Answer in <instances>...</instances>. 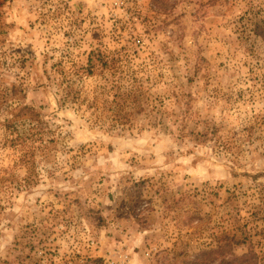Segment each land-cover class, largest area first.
I'll use <instances>...</instances> for the list:
<instances>
[{
	"label": "rangeland",
	"instance_id": "374dc122",
	"mask_svg": "<svg viewBox=\"0 0 264 264\" xmlns=\"http://www.w3.org/2000/svg\"><path fill=\"white\" fill-rule=\"evenodd\" d=\"M264 264V0H0V264Z\"/></svg>",
	"mask_w": 264,
	"mask_h": 264
},
{
	"label": "trees",
	"instance_id": "16d2710c",
	"mask_svg": "<svg viewBox=\"0 0 264 264\" xmlns=\"http://www.w3.org/2000/svg\"><path fill=\"white\" fill-rule=\"evenodd\" d=\"M225 244L212 253H203L199 255L194 261H186L184 264H259V255L250 251L242 256L234 255Z\"/></svg>",
	"mask_w": 264,
	"mask_h": 264
}]
</instances>
